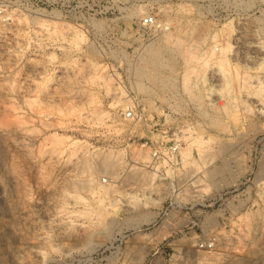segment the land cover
Segmentation results:
<instances>
[{
  "label": "rangeland",
  "instance_id": "rangeland-1",
  "mask_svg": "<svg viewBox=\"0 0 264 264\" xmlns=\"http://www.w3.org/2000/svg\"><path fill=\"white\" fill-rule=\"evenodd\" d=\"M13 7L0 264H264V0Z\"/></svg>",
  "mask_w": 264,
  "mask_h": 264
},
{
  "label": "built area",
  "instance_id": "built-area-1",
  "mask_svg": "<svg viewBox=\"0 0 264 264\" xmlns=\"http://www.w3.org/2000/svg\"><path fill=\"white\" fill-rule=\"evenodd\" d=\"M19 0H0V22L2 23H8L10 21V18L12 16V11L15 9L13 6L16 2ZM155 19L151 15H145L142 17V23L144 25H151L154 24ZM133 114V111L131 109H127L124 112V115L126 117H131ZM172 151L176 150V147L173 145L169 147ZM157 153V152H156ZM156 153L153 152V155H156ZM202 246H211V243H205Z\"/></svg>",
  "mask_w": 264,
  "mask_h": 264
},
{
  "label": "bare ground",
  "instance_id": "bare-ground-1",
  "mask_svg": "<svg viewBox=\"0 0 264 264\" xmlns=\"http://www.w3.org/2000/svg\"><path fill=\"white\" fill-rule=\"evenodd\" d=\"M247 21H248V19L247 18H245ZM245 21V20H244ZM98 21H91V26L93 25L94 27L96 26V25H98V23H97ZM163 29H166V27L164 26V28ZM70 32V31H69ZM77 30H74V31H72V33L73 34H77ZM61 35V34H60ZM78 35H80V37H83L84 38V36L86 35L85 33L83 34V32H81V31H79V34ZM61 36H63V35H61ZM242 47V46H241ZM244 47V46H243ZM246 48V47H245ZM245 48H242V49H245ZM251 49V48H250ZM150 51L152 50V49H149ZM151 73L152 74H157V71H156V69H148V70H146V71H144L143 72V75H146V77L147 78H149V76L151 75ZM153 79H156V76H153L152 77Z\"/></svg>",
  "mask_w": 264,
  "mask_h": 264
}]
</instances>
